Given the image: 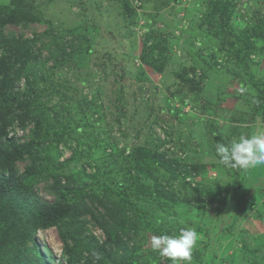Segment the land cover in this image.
I'll use <instances>...</instances> for the list:
<instances>
[{
    "label": "rangeland",
    "instance_id": "1",
    "mask_svg": "<svg viewBox=\"0 0 264 264\" xmlns=\"http://www.w3.org/2000/svg\"><path fill=\"white\" fill-rule=\"evenodd\" d=\"M128 1L129 15L124 14L117 0H36L33 8L41 15L42 23L24 30L6 27V32L30 38L50 27L79 23L90 41V54L77 55L74 60L78 65L68 70L62 67L66 77L61 80L57 74L50 82L67 93L66 104L60 105L56 97L52 102L57 103L59 120L74 128L64 137L66 143L57 146L60 155L52 156L54 163L65 162L76 150L82 152L80 166L111 158L112 165L102 172L108 175L125 158V147L156 145L174 160L198 165L200 171L188 175L185 181L192 187L208 176L201 187L209 194L211 187L219 183V194L212 195L209 203L182 209L184 188L176 181L172 193L178 200L163 203L176 205L166 213H157V209L151 212L158 214L160 221L165 217L172 232L180 227L196 230L199 240L192 250L194 264H264V166L247 171L224 167L216 154L218 142L227 145L234 137L264 129V44L256 43L244 68L228 51L230 44L240 46L234 40L246 34L258 11L264 16V0H224L235 6L229 12V27L224 25L220 11L205 9V0ZM146 32L154 33L157 39L147 42L151 51L156 46L154 53L159 56H154L155 61L150 60L148 50L145 56L141 51ZM212 52L217 53L213 56ZM42 56L47 57L45 50ZM212 56L217 66L213 71L205 62ZM52 65L49 62L44 66L49 68L48 75L54 69ZM77 100H82L80 105ZM48 121L55 131L54 117ZM13 134L21 137L23 132L16 130ZM66 166L62 174L71 173L79 163ZM152 167L159 175V167ZM22 168L23 164H18L20 171ZM90 172L86 168V173ZM103 174L97 181L106 179ZM43 187L44 183L38 185L37 196L51 202ZM93 234L102 236L97 228ZM40 235L58 259L62 243L56 230ZM36 243L45 246L38 235Z\"/></svg>",
    "mask_w": 264,
    "mask_h": 264
},
{
    "label": "trees",
    "instance_id": "2",
    "mask_svg": "<svg viewBox=\"0 0 264 264\" xmlns=\"http://www.w3.org/2000/svg\"><path fill=\"white\" fill-rule=\"evenodd\" d=\"M117 1L124 14L129 15L131 2ZM35 3L36 0L0 3V264H172L170 259L153 251L151 238L176 235L182 227L172 232L165 217L157 223L158 214L151 210L166 213L170 206L176 205L163 204L178 200L175 192L172 193L176 181L184 188L180 199L182 209H194L196 205L211 202L212 195L221 191L220 184L213 185L207 194L204 186L201 187L208 182L207 176L203 178L205 181H197L191 187L185 180L190 174L196 175L200 166H187L174 160L156 145L125 147V158H121L120 166H115L117 170L108 175L102 172L112 165L111 158L80 166L82 152L76 150L65 162L54 163V157L60 155L57 146L74 128L59 120L57 103L52 102L56 97L60 105L66 104L67 93L50 82L57 74L63 80L66 75L62 67L68 70L78 65L74 60L77 55L90 54V41L83 34L85 27L79 23L72 27H50L30 38H25L23 33L6 32L8 26L24 30L42 23L41 15L33 8ZM204 7L220 11L224 25L229 27L233 2L205 0ZM261 16L258 11L252 20L254 24L247 26L246 34L236 37L234 41H239L240 46L229 45L228 51L243 68L247 67L245 60L250 53L256 50V43L264 44V16ZM146 33L141 51L145 56L148 50L150 60L155 61L159 56L154 53L156 46L151 51L147 42L157 39L154 33ZM161 42L165 44L163 39ZM44 50L46 58L42 56ZM212 53L215 56L217 52ZM213 56L210 61L205 60L211 71L217 67ZM49 62H53L51 68L54 69L48 75L49 68L44 66ZM81 101L77 100L79 105ZM49 117L57 122L55 131ZM16 130L23 132L21 137L13 134ZM71 163H79V166L72 168L69 174H62V168ZM18 164H23L22 171ZM153 165L159 167V175ZM86 168L93 172L87 174ZM101 174L107 175L106 179L97 181ZM41 183L51 202L37 196L36 188ZM196 193L206 198L201 200ZM52 228L62 243L58 259L40 235ZM94 228L100 230L101 238L94 236ZM37 235L45 246H38Z\"/></svg>",
    "mask_w": 264,
    "mask_h": 264
},
{
    "label": "clouds",
    "instance_id": "3",
    "mask_svg": "<svg viewBox=\"0 0 264 264\" xmlns=\"http://www.w3.org/2000/svg\"><path fill=\"white\" fill-rule=\"evenodd\" d=\"M216 154L218 162L224 167L247 171L264 166V129L234 137L227 145L218 142ZM198 240L199 234L194 228L182 227L176 235L152 236L151 247L153 251L170 259L172 264H191L192 250Z\"/></svg>",
    "mask_w": 264,
    "mask_h": 264
}]
</instances>
